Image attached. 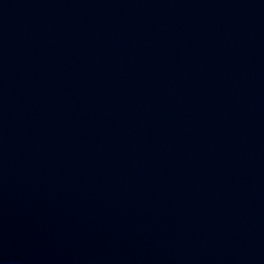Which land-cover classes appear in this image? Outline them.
<instances>
[{
	"label": "water",
	"instance_id": "95a60500",
	"mask_svg": "<svg viewBox=\"0 0 264 264\" xmlns=\"http://www.w3.org/2000/svg\"><path fill=\"white\" fill-rule=\"evenodd\" d=\"M0 264H264V0H0Z\"/></svg>",
	"mask_w": 264,
	"mask_h": 264
}]
</instances>
